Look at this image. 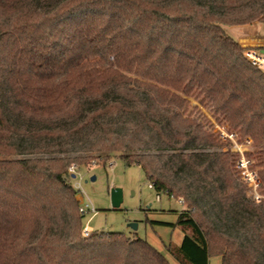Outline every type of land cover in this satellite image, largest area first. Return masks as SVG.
Segmentation results:
<instances>
[{
	"label": "trees",
	"instance_id": "16d2710c",
	"mask_svg": "<svg viewBox=\"0 0 264 264\" xmlns=\"http://www.w3.org/2000/svg\"><path fill=\"white\" fill-rule=\"evenodd\" d=\"M253 22L264 0H0V264H169L143 239L82 234L69 170L112 157L183 206L161 223L183 232L179 264H264V200L186 113L201 99L252 140L264 194V72L224 31Z\"/></svg>",
	"mask_w": 264,
	"mask_h": 264
},
{
	"label": "rangeland",
	"instance_id": "374dc122",
	"mask_svg": "<svg viewBox=\"0 0 264 264\" xmlns=\"http://www.w3.org/2000/svg\"><path fill=\"white\" fill-rule=\"evenodd\" d=\"M252 24H258L263 29L262 23L253 22ZM224 31L233 38L241 29L232 26L224 27ZM85 65L86 62H83V66ZM186 100L188 102L186 113L197 117L199 122L202 121L204 128L214 134L223 145L222 150L237 153L238 157L233 166L242 181V174L237 170L236 163L239 159L248 160L243 153L253 151L252 140L250 138L240 140L238 134L228 132L212 117L204 103L200 102L201 99L191 97ZM110 164H112L111 167ZM250 167L256 172L252 164ZM72 174L75 175L72 179L73 186L79 185L94 209L93 212L83 216L84 228L89 232H118L127 237L143 239L159 251L169 264H179L169 254L167 248L179 246L183 232L177 226H164L161 223L175 224L177 214L184 208L176 199L164 193H156L150 188L140 167L127 166L118 157H112L105 162L95 161L89 167L74 170ZM92 177H94L93 181L90 180ZM112 189H119L122 193V202L117 209L111 207ZM257 194L264 200V194H260L259 191ZM129 224H135L137 228L133 230L128 226ZM208 264H221L220 258L210 255Z\"/></svg>",
	"mask_w": 264,
	"mask_h": 264
},
{
	"label": "built area",
	"instance_id": "2783aa9c",
	"mask_svg": "<svg viewBox=\"0 0 264 264\" xmlns=\"http://www.w3.org/2000/svg\"><path fill=\"white\" fill-rule=\"evenodd\" d=\"M245 58L248 60V62L262 70L264 72V52L257 48H249L246 49ZM224 136V135H222ZM110 167L112 164L109 165ZM237 170L242 174L243 180L246 182L248 186L247 196L252 197L254 200H260L262 199L261 196L257 194L258 188H259V181L256 176V172L250 167V162L246 159H239L236 163ZM74 168L72 167L69 172L73 173ZM149 187L152 188V185L149 184ZM75 193V200L78 203V212L80 215H85L89 212H93L94 209L85 196V194L80 190L79 185L76 184V186H73ZM89 231L86 228H83L82 234L84 236H87Z\"/></svg>",
	"mask_w": 264,
	"mask_h": 264
},
{
	"label": "crops",
	"instance_id": "0c3cea01",
	"mask_svg": "<svg viewBox=\"0 0 264 264\" xmlns=\"http://www.w3.org/2000/svg\"><path fill=\"white\" fill-rule=\"evenodd\" d=\"M237 28L241 31L233 39L242 48H257L264 51V28L262 29L258 24L237 26Z\"/></svg>",
	"mask_w": 264,
	"mask_h": 264
},
{
	"label": "water",
	"instance_id": "95a60500",
	"mask_svg": "<svg viewBox=\"0 0 264 264\" xmlns=\"http://www.w3.org/2000/svg\"><path fill=\"white\" fill-rule=\"evenodd\" d=\"M72 178L74 179V176H72ZM90 180L93 181L94 180V177H92ZM110 201H111V207L113 209H117L119 207V205L121 204V202H122V193H121V190H119V189H112L111 192H110ZM128 226L131 229H133V230H135L137 228V226L135 224H129Z\"/></svg>",
	"mask_w": 264,
	"mask_h": 264
}]
</instances>
